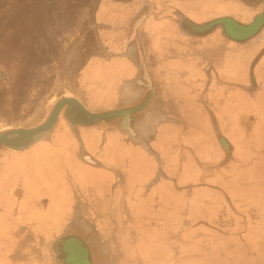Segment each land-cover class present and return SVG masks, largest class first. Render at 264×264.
<instances>
[{
	"label": "crops",
	"instance_id": "crops-1",
	"mask_svg": "<svg viewBox=\"0 0 264 264\" xmlns=\"http://www.w3.org/2000/svg\"><path fill=\"white\" fill-rule=\"evenodd\" d=\"M262 13L264 0H0V55H14L3 63L17 85L31 87L42 75L48 79V68L35 66L31 55L62 54L70 46L65 41L83 31L88 38H101L105 50L94 45L88 51L85 43V57H95L63 70L61 81H68L56 84L61 90L94 112L131 107L130 114L139 113L147 107L137 106L144 80L141 85L133 81L141 53L154 101L160 105L140 128L132 127L134 119L124 129L88 116L89 122L80 124L83 142L105 165L94 157L79 160L83 172L71 180L74 187L52 178L57 192H51L52 198L43 196L47 190L39 192L37 209L70 215L76 191L87 205L82 212L95 215L102 238L113 247L115 264H146L137 244L142 238L147 250L155 247L156 264H264V198L247 206L246 193L234 184L243 170L253 168L256 176L263 169L257 164L264 158V24L253 37L244 35L246 40L237 46L226 45L220 29L206 28L195 37L180 24L186 20L205 26L231 18L249 25ZM103 61L111 64L105 69L114 76L108 82L100 76ZM75 75L76 88L70 90L69 80ZM97 95L104 101L94 99ZM2 98L0 114L7 102L8 110H25L7 96ZM152 120L153 131L148 133ZM131 131L141 141L127 138ZM72 138L71 129L66 130L64 140ZM131 151L146 158L136 180L129 175L137 165ZM98 171L100 176L90 185ZM39 184L45 187V181ZM41 199H47L44 209L39 208ZM19 204L24 206L23 201ZM183 204L194 216L192 227L161 222L166 220L163 215L170 216ZM201 207L206 215L199 213ZM167 229L172 235L168 249ZM147 257V264L155 262Z\"/></svg>",
	"mask_w": 264,
	"mask_h": 264
},
{
	"label": "flooded vegetation",
	"instance_id": "flooded-vegetation-1",
	"mask_svg": "<svg viewBox=\"0 0 264 264\" xmlns=\"http://www.w3.org/2000/svg\"><path fill=\"white\" fill-rule=\"evenodd\" d=\"M180 24L185 33L195 37H200L206 28L220 29L226 45L233 43L237 46L246 38L239 36L238 38L235 35L243 33L253 37L264 24V13L255 17L249 25L231 18L214 20L205 26H197L186 20ZM67 42L70 45L67 51L71 49L69 54L64 50L62 54L52 51L44 55H31L30 62L35 66L48 68L46 72L49 75L48 79L46 75H42L32 80L31 87L17 85L18 92L10 100L17 105H24L25 110L18 111L16 108L5 110L4 115L0 117V133L19 130L18 135L2 137L0 142V264H115L116 253L113 247L106 238H102L96 227L95 215L82 212L83 207L87 205H84L85 199L79 197L76 191L71 197L70 215L52 210L48 212L46 210L47 213L44 214L43 210L37 209L36 196L46 190L49 193L57 192L51 185L52 178L60 177L58 180L62 179L65 186L69 185L68 181L72 183L71 180L79 177L83 172L79 160L93 161L92 157H94L101 162V165H105L99 154H93L83 142L84 133L80 124L89 122L88 116H101L98 123H103L102 125L117 123L124 129L128 128L129 119H134L136 124L133 123L132 127L140 128L146 123L147 117L151 118V111L160 108V105L154 101V87L149 82V70L140 53V61L136 63L138 75L133 81L141 85V79L144 80L143 99L137 106L147 104V107L136 114H130L131 107L95 112L85 109L73 94H67L58 87L62 82L59 75L67 67L85 65L95 57H85L87 52L84 50L85 43L89 45L88 51L94 45L103 49L105 45L98 36L88 38L83 31L76 37L67 39L65 43ZM134 46L133 43L130 45V57ZM80 49L82 50L79 51ZM13 56L7 51L0 55V90L8 87L13 79L12 71L10 72L4 64L11 62ZM67 79H63L62 83L67 82ZM69 83L70 90L76 88V75L69 80ZM154 103L155 106L152 107ZM117 115H120L118 119L115 118ZM47 121L52 127L45 139L42 138L43 140L40 139L24 148H14L25 146L32 136L45 129L41 126ZM153 125L152 120L148 133L153 131ZM68 129H71L73 138L65 141V131ZM127 138L139 140L135 131L128 132ZM149 150L157 156L153 149ZM159 175L162 176V169ZM42 181H45L43 184L45 187L38 185ZM72 186L74 187L73 183ZM46 200H40L39 208L44 209ZM22 201L24 206L19 204Z\"/></svg>",
	"mask_w": 264,
	"mask_h": 264
},
{
	"label": "rangeland",
	"instance_id": "rangeland-1",
	"mask_svg": "<svg viewBox=\"0 0 264 264\" xmlns=\"http://www.w3.org/2000/svg\"><path fill=\"white\" fill-rule=\"evenodd\" d=\"M86 1H88V0H86ZM248 3H250V2H248ZM69 12L70 13H73L74 12V9L73 8H71V9H69ZM9 27H11V25H9ZM252 31H254V30H252ZM244 32H246V31H244ZM235 36H239V37H243L244 36V34L243 33H240V34H237V35H235ZM31 59V58H30ZM116 63V62H115ZM113 64V63H112ZM109 65V66H108ZM103 66L104 67H102V68H100L101 69V74L102 75H100L101 76V78H103V79H106V81L108 82L109 81V79H111V77L113 76H110V75H108L109 74V72L106 70L107 68H109L110 66H111V64H109V63H106V62H104L103 61ZM95 66L93 65L92 66V69L91 70H93V68H94ZM106 68V69H105ZM114 77V76H113ZM98 78H100V77H98ZM13 80V79H12ZM11 80V84L8 86V87H6L5 89H3V90H1L0 91V97H3L2 99H5L4 97H6L7 96V99L8 98H12L13 99V96L18 92V86H17V83H15V81L13 80L12 81ZM103 81V80H102ZM103 83H105L104 81H103ZM94 89V88H93ZM94 99H96V100H100L101 99V101L103 102L104 101V98H103V95L101 96V95H97V97H94ZM0 104H2V103H0ZM3 105H5V103L3 104ZM9 105H10V103L9 102H7L6 103V107L4 108V107H1V109H4V110H8V107H9ZM186 107H184L183 108V111H185L186 112V109H187V106L188 105H185ZM189 112V111H188ZM2 115H4V112H3V114L1 113L0 114V117H2ZM193 120H195V119H193ZM264 120V119H263ZM184 125V124H183ZM183 125H182V127H183ZM179 127H181V125H179ZM182 130H183V128H182ZM161 140H162V138H161ZM163 141V140H162ZM175 141V140H174ZM174 141H173V143H174ZM164 142H165V140H164ZM176 144H179L178 142H176ZM176 147V146H175ZM247 147V146H246ZM131 152H134V151H131ZM135 153V152H134ZM133 153V154H134ZM136 155H137V153H135ZM188 154H189V152H188ZM248 153H246V155H247ZM243 156V155H242ZM257 156V155H256ZM254 157V156H253ZM262 157H264V156H262ZM136 158H137V160H136V166L134 167V168H132L131 169V171L129 172V175H130V179H132V180H136V178H138V174L141 172V170H142V168L144 167V159L146 160V158H145V156H139V155H137L136 156ZM264 159V158H263ZM260 160V159H258L257 161H259L260 160V162L257 164V166H261V167H263V169H261L262 170V172H260L261 173V175H254V172L252 171L253 170V168L252 169H246V170H243V172H245L244 174H242V175H240V178H239V181H236L235 180V185L236 186H240V189L242 190V193H246L245 195L248 197V199H246L245 201H246V204H247V206H250V204L252 203V202H255V203H257V205H258V203H260V201H259V199L261 198V197H263L264 198V160ZM244 169V168H243ZM249 170H251V171H249ZM99 173H100V171H98L97 173L95 172L94 173V177H93V179L91 180L90 179V185H92V183L94 182L95 183V181L94 180H96L97 179V177H99L100 175H99ZM102 174H104V172L102 173ZM101 174V175H102ZM253 175V176H252ZM138 181H140V180H138ZM97 182V181H96ZM201 182H204V183H207L208 181H201ZM43 196H45V197H47V198H52L53 197V195L51 194V193H49V192H43ZM179 197V196H178ZM178 200H181L183 203H186L185 201H183V199H178ZM178 202V201H177ZM263 202V201H262ZM185 205L183 204L182 205V207L181 206H177V209L175 210V211H173V213H171V215L170 216H168V215H163V214H161V213H159L160 214V216L158 217V219L157 220H159L160 221V218L162 217V215H163V217H164V219H166V220H164L163 221V219H161V222H165L166 223V225H168V223H173V226L175 225V224H177V227H179V225H184V224H187V223H190V225H191V227H192V225H193V223L195 222L194 221V216L191 214V211H190V208H188V207H184ZM156 210V209H155ZM248 210V209H247ZM43 212V211H42ZM48 212V211H47ZM47 212H43L44 214H46ZM199 213L200 214H204V215H206V209H205V207H201V210L199 211ZM43 214V215H44ZM41 216H42V214H41ZM172 226V227H173ZM166 228H169V227H166ZM202 228V230L203 231H205V230H207L206 228H204V227H199L198 229L200 230ZM192 229H194V228H192ZM168 230V229H167ZM171 230H172V228H171ZM177 230H178V228H177ZM191 230V229H190ZM193 231H195V229L193 230ZM208 231V230H207ZM177 232H179V231H177ZM170 237H172V235H171V233H170V231L168 230V231H166V242L168 241V242H171V240H170ZM201 239H208L207 237H204V238H201ZM146 241L142 238V239H140V240H138V242H137V244H138V249H140V251H139V253L141 254V256L143 257V259L145 260V263L147 264V262H146V257H147V255H148V259H152V260H155V258H156V253H155V247H153V248H149V250H147V246H145V243ZM166 243V248L168 249L169 248V243ZM154 243V241L153 242H150L149 244H153ZM169 245V246H168ZM263 247H264V245H263ZM215 248L217 249L218 248V244H216L215 243ZM220 249H221V247H220ZM169 251H167L166 250V253H168ZM217 252H218V250H217ZM150 255H152V257H150ZM194 261H196V259H194ZM143 262V261H142ZM156 263H158L156 260H155V262H153V264H156ZM138 264H142L141 263V261L139 260L138 261Z\"/></svg>",
	"mask_w": 264,
	"mask_h": 264
},
{
	"label": "water",
	"instance_id": "water-1",
	"mask_svg": "<svg viewBox=\"0 0 264 264\" xmlns=\"http://www.w3.org/2000/svg\"><path fill=\"white\" fill-rule=\"evenodd\" d=\"M95 117H96V119H99L101 116H99V117L95 116ZM41 127L42 128L44 127L45 129L39 131L37 134L32 136V138L27 142V144L25 146H23V147H14V148H24V147L28 146L29 144H32V143L42 139L43 137H45V135H47V133L51 129L52 125L49 123V121H47ZM18 134H19V130H16V129L10 130L8 132H1L0 133V142H1L2 137L16 136ZM2 142L5 143V141H2ZM5 145H7V144L5 143ZM8 146L13 148V146H11V145H8Z\"/></svg>",
	"mask_w": 264,
	"mask_h": 264
}]
</instances>
